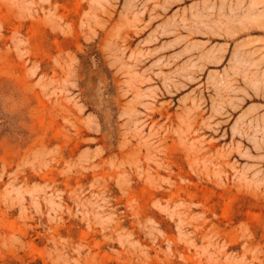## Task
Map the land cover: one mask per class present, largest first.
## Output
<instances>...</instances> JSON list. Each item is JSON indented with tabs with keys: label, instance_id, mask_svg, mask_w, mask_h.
<instances>
[{
	"label": "rangeland",
	"instance_id": "obj_1",
	"mask_svg": "<svg viewBox=\"0 0 264 264\" xmlns=\"http://www.w3.org/2000/svg\"><path fill=\"white\" fill-rule=\"evenodd\" d=\"M0 264H264V0H0Z\"/></svg>",
	"mask_w": 264,
	"mask_h": 264
},
{
	"label": "bare ground",
	"instance_id": "obj_2",
	"mask_svg": "<svg viewBox=\"0 0 264 264\" xmlns=\"http://www.w3.org/2000/svg\"><path fill=\"white\" fill-rule=\"evenodd\" d=\"M186 123V122H185ZM187 127H189L190 122H187ZM215 145H209V149L205 153L193 152L187 155L188 163L191 164L193 160L201 158H206L205 154ZM157 152L151 147L145 146L143 149L139 148L137 153L136 162L134 163L135 174L131 175L130 181L133 183L146 182L151 188L150 197L153 201L161 203L164 198H166V205H175L177 202L182 203H194V198L189 192V189L178 186L175 182L174 188L170 187L168 191H164L162 184L159 180V175L163 172L164 169L168 171V180H171L175 176H180V172L174 171L172 164L167 160L165 156L157 158ZM216 159L219 156H215ZM211 158V157H210ZM208 158V159H210ZM212 160V158H211ZM226 160V159H225ZM219 164H223L222 158L219 161ZM138 175V178L136 177ZM191 205H186L185 211L191 209Z\"/></svg>",
	"mask_w": 264,
	"mask_h": 264
}]
</instances>
